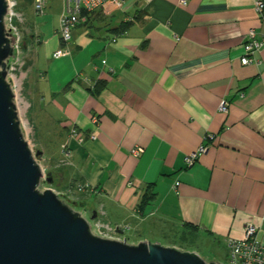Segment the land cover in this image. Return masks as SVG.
Segmentation results:
<instances>
[{
	"label": "crops",
	"instance_id": "0c3cea01",
	"mask_svg": "<svg viewBox=\"0 0 264 264\" xmlns=\"http://www.w3.org/2000/svg\"><path fill=\"white\" fill-rule=\"evenodd\" d=\"M186 1L109 3L62 44L65 0L58 16L48 0L32 41L46 63V112L69 152L65 178L88 186L112 227L191 229L227 248L252 224L264 244V48L241 61L250 31L264 39V18L257 0ZM130 22L121 37L110 31ZM61 47L69 54L54 59ZM201 145L207 152L187 167Z\"/></svg>",
	"mask_w": 264,
	"mask_h": 264
},
{
	"label": "water",
	"instance_id": "95a60500",
	"mask_svg": "<svg viewBox=\"0 0 264 264\" xmlns=\"http://www.w3.org/2000/svg\"><path fill=\"white\" fill-rule=\"evenodd\" d=\"M7 14V0H0V264H218L191 251L97 237L81 213L51 190L39 191L42 152L34 156L23 138L7 81L16 43Z\"/></svg>",
	"mask_w": 264,
	"mask_h": 264
},
{
	"label": "rangeland",
	"instance_id": "374dc122",
	"mask_svg": "<svg viewBox=\"0 0 264 264\" xmlns=\"http://www.w3.org/2000/svg\"><path fill=\"white\" fill-rule=\"evenodd\" d=\"M17 3L18 5L13 9L12 15L10 14L5 20L6 29L10 30L11 26H13L20 36L19 59H12L8 63L9 66H13V69L7 77L9 79L7 81L10 83L14 93V103L17 108L23 138L34 156L38 152H42V157L38 159V164L43 172L39 191L44 193L51 190L56 195L65 196V199L62 198L65 201H85L83 206L75 205L73 208L76 212L81 213L82 217L91 222L92 232L97 237L121 242L127 241L117 237V232L121 231L128 238L127 243L129 245H135L132 243L147 239V242L153 244L184 251L180 248L182 241L177 238V231H171L170 229L169 232L162 228L151 226L133 233L130 229V231L125 230V226L119 228L111 226L113 232H108L105 236L96 230L97 226L95 224L100 221L101 216L103 217L101 214L104 213L100 211V206L97 203L95 204V201L92 202L95 205H93L95 209L91 208L87 198L89 190L80 192L78 189V184L80 185L81 182L77 183L65 178L66 169L70 167V160L66 157L63 150L66 144L62 146L61 140L56 135L58 133L57 126L47 115L45 97L38 84V78L41 76L40 71L45 69L46 63L43 57V50L37 53L32 38L36 34L35 27H37L38 23H41L40 20L44 17L40 18L34 14L32 10L33 0H17ZM49 7L53 8L52 11L58 16V13L63 9L62 0H56L55 2L54 0H49ZM12 16L14 18L13 23L10 22ZM38 58L40 64L38 63ZM49 175H51L53 180L52 184L48 183ZM94 211L97 212V217L92 221L91 217ZM140 243H143V241L138 242V244ZM196 247L198 250L192 252L202 257L205 262L228 263L229 250L222 244L210 246L208 245V238L202 237L196 242Z\"/></svg>",
	"mask_w": 264,
	"mask_h": 264
},
{
	"label": "built area",
	"instance_id": "2783aa9c",
	"mask_svg": "<svg viewBox=\"0 0 264 264\" xmlns=\"http://www.w3.org/2000/svg\"><path fill=\"white\" fill-rule=\"evenodd\" d=\"M117 3L119 4V0H65L64 4V11L61 17V29H60V38L62 44H69L73 39V30L80 25L81 23L86 22V17L83 16L84 12L92 13L99 10L104 9L109 3ZM8 3V14L5 18L14 12L18 5L17 0H7ZM186 0H181V4L186 5ZM33 8L35 15L37 17H45L47 16V9H48V0H33ZM256 10L260 16L263 17L264 13V1L257 0L256 1ZM13 11V12H12ZM11 12V13H10ZM13 16L11 17L10 22L13 23ZM8 32L13 34L16 37V43L14 47V57L12 59H19L20 55V36L17 33L16 28L11 26V29H6ZM117 41V38L113 40V43ZM264 48V39L260 42H256L255 39V32L250 31L247 38V43L243 45L245 56L242 58L243 65L252 64L255 59L253 58L257 51H260ZM69 52L61 47L58 51L53 54L54 59H58L68 55ZM9 60V62H10ZM8 62V63H9ZM13 66H9L8 68V75L12 71ZM7 80H9L7 78ZM219 111L222 113H228L229 111V104L227 101H222ZM94 123L97 124L98 121L95 119ZM70 137L75 139L79 143H84L87 139L85 135L80 132L76 127H72L70 129ZM97 135L96 133H91L89 135V140H96ZM213 139V136H208L206 138ZM64 153L66 157L69 158V152L67 151V146L63 147ZM208 150V147L205 145H201L197 151L193 152L192 154L188 155L186 158L187 167H192L199 158L204 155ZM144 153V149L136 147L131 150V155L135 158L140 157ZM179 183L174 185L176 188ZM78 189L80 192H85L88 190L87 185H79ZM60 200L65 202L62 199V196L57 195ZM66 204V203H65ZM96 230L103 236H105L108 232H113V229L110 225L103 223L102 221H97L95 224ZM125 230H128L129 227H124ZM227 248L229 250V259L227 264H264V244L260 240V236L256 226L252 224H248L243 233V238L237 239H228L227 241Z\"/></svg>",
	"mask_w": 264,
	"mask_h": 264
},
{
	"label": "trees",
	"instance_id": "16d2710c",
	"mask_svg": "<svg viewBox=\"0 0 264 264\" xmlns=\"http://www.w3.org/2000/svg\"><path fill=\"white\" fill-rule=\"evenodd\" d=\"M97 12H99V11L92 12V13L84 12L83 16L86 17V22L85 23H81L78 26L85 27V28H93L95 16H96V14H98ZM263 18H264V13H263ZM14 23L17 24L15 21H14ZM131 24H132V22L127 23V24H123V25H121L118 28L111 29L110 31L112 32V34L114 36L121 37V36H123L126 33L128 27ZM77 183H79V181ZM81 184H83V183L81 182ZM62 198L65 199L66 197L62 196ZM64 203H66L68 206L73 208L75 205L76 206H78V205L79 206H83V204H85V201L84 202L81 201V200L77 201V202L65 201ZM177 238L182 241V243L180 245V248L182 250L191 251L192 252V251H195L197 249L196 242L198 241V234L195 233L194 231H192L191 229L178 230L177 231Z\"/></svg>",
	"mask_w": 264,
	"mask_h": 264
}]
</instances>
